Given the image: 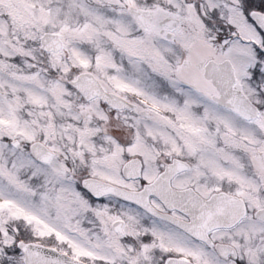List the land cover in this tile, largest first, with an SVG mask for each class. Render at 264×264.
Returning <instances> with one entry per match:
<instances>
[{
    "label": "flooded vegetation",
    "instance_id": "obj_1",
    "mask_svg": "<svg viewBox=\"0 0 264 264\" xmlns=\"http://www.w3.org/2000/svg\"><path fill=\"white\" fill-rule=\"evenodd\" d=\"M83 2L53 52L0 0V264H264V0Z\"/></svg>",
    "mask_w": 264,
    "mask_h": 264
},
{
    "label": "rangeland",
    "instance_id": "obj_2",
    "mask_svg": "<svg viewBox=\"0 0 264 264\" xmlns=\"http://www.w3.org/2000/svg\"><path fill=\"white\" fill-rule=\"evenodd\" d=\"M19 20L16 26V32L22 33L26 42L32 38V35L38 32L56 30L64 39H66V48L72 50L75 48L74 38L69 35L75 32L77 18H85L84 29L90 28V17H93L94 9L91 5L85 4L83 0H18ZM89 17V18H88ZM50 25L48 29L42 28L43 24ZM69 23V24H68ZM72 26V27H71ZM3 30L0 28V32ZM22 45L20 48H23ZM74 64V63H73ZM264 64V59H261ZM33 74H21V80L32 81ZM20 80V81H21ZM26 186V185H25ZM12 201L17 206V212L12 213L13 217H19V220L30 218L31 212H77V200L62 199L60 190H57L49 199L33 194L28 187L22 186L18 193L13 197ZM7 202L4 198L2 203ZM9 215L0 217V225L6 223ZM24 221V220H23Z\"/></svg>",
    "mask_w": 264,
    "mask_h": 264
},
{
    "label": "water",
    "instance_id": "obj_3",
    "mask_svg": "<svg viewBox=\"0 0 264 264\" xmlns=\"http://www.w3.org/2000/svg\"><path fill=\"white\" fill-rule=\"evenodd\" d=\"M41 44L42 48L46 51H58L62 47V41L60 40L59 36L52 33H45L41 37ZM84 78L90 81H94V79L89 74H85ZM33 148V147H32ZM84 187L91 192H94L96 189L101 190L103 193H107L110 191L111 187L105 183L96 181V180H86L84 182ZM139 205L145 207V205L141 202H137ZM20 248L24 252V261L28 263V252L29 246L28 245H20Z\"/></svg>",
    "mask_w": 264,
    "mask_h": 264
}]
</instances>
